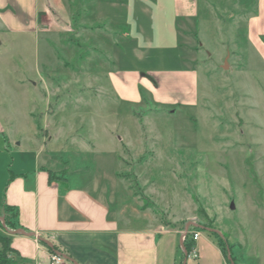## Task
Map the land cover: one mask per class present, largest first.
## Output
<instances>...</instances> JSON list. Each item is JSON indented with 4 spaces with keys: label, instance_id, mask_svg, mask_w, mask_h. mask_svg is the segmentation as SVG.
<instances>
[{
    "label": "rangeland",
    "instance_id": "rangeland-1",
    "mask_svg": "<svg viewBox=\"0 0 264 264\" xmlns=\"http://www.w3.org/2000/svg\"><path fill=\"white\" fill-rule=\"evenodd\" d=\"M72 2L81 0H63L67 10ZM167 2L161 4L169 8ZM255 3L198 0L193 28L186 35L178 28L180 49L165 46L173 44L170 28L149 23L146 30L154 43L143 46L144 56L129 55L132 59L125 65L163 69L144 79L155 88L164 86V101L153 99L141 82L140 103L123 99L130 95V86L119 93L103 72L94 70L107 59L78 60L79 55L90 56V45L75 44L72 29L80 22L72 15L75 9L66 16L54 12L58 27L46 31L48 24L33 33L26 8H0L1 22L8 25L6 29L0 23V197L12 171L11 160L17 167L24 152L36 153L40 145L44 152L53 150L52 141L42 143V115L50 111L48 103L53 108L57 101L52 90L45 100V87L58 84L63 92L58 95L63 100L60 115L68 122L59 126L58 135L90 140L87 153H74L60 143L64 153L54 163L66 168L72 182L96 174L109 180L110 173H116L160 225L180 230L187 226L184 241L176 239L177 264H264V56L246 39ZM89 23L87 17L85 24ZM110 67L105 63L104 71ZM78 69L90 73V83L76 76ZM183 72L194 74V104L187 103L193 95L192 81L182 77ZM83 83L90 84V92H72V97L64 92ZM75 112L83 118H74ZM4 139L9 148L7 143L2 146ZM112 155H118L114 163L109 161ZM10 216L0 209V236L18 232L6 228L4 219ZM192 233L200 237L187 253ZM16 256L6 255L18 262Z\"/></svg>",
    "mask_w": 264,
    "mask_h": 264
},
{
    "label": "crops",
    "instance_id": "crops-1",
    "mask_svg": "<svg viewBox=\"0 0 264 264\" xmlns=\"http://www.w3.org/2000/svg\"><path fill=\"white\" fill-rule=\"evenodd\" d=\"M16 1L29 12L32 19L30 31L33 33L42 31L41 26L48 24L50 28H45L46 31L54 26L58 27L52 16L54 12L66 16L75 9L72 15L74 14L76 23L80 21L75 29H72L75 44L77 47L81 44L90 45V56L89 53L79 55L78 60L85 62L91 57L107 59L109 62L105 63H110L111 69L104 71V63L95 66L94 70L97 73L103 72L109 84H112L113 89L119 93L125 92L127 86H130V95L126 94L123 99L131 103L141 102L138 93L141 82L146 84L154 96L153 99L164 101L161 98L164 86L160 84L155 88L144 79L147 76L162 74L163 69L144 70L125 65L132 59L129 55L141 56L146 52L143 46L151 47L154 43L146 30L147 25L156 21L163 27L170 28L173 44L165 46L180 49L177 40L178 28H183L186 35L198 18L199 9L198 0H166L167 3L170 2L169 8L161 4L162 0H87L88 5L81 0L79 4L72 2L69 10L65 8L68 4L63 3V0ZM16 1L0 0V8L7 5L17 8L19 5ZM255 4L254 15L246 24V39L255 47L258 54L260 52L264 56V0H256ZM39 14L41 15L38 17ZM87 17L90 19L89 26L85 24ZM1 18V25L7 29L8 25L1 22ZM71 19L73 21V17ZM168 19L170 21H167ZM91 59L90 61H93ZM85 71L78 69L76 76L86 77L90 83V73L86 72L85 75ZM180 74L192 81L190 82L193 95L187 103L194 104L196 99L194 74L191 72ZM89 83H83L82 87L73 91L64 92L70 97L72 92H90ZM71 85L75 84L69 86ZM45 89L47 90L44 94L45 100L50 98L49 91L57 92L54 95L57 99L55 106L51 108L48 103L47 109L50 111H45L42 115L43 129L46 131L42 143L52 141L53 150L44 152L43 146L40 145L36 153L24 152L20 155L23 161L17 167H14V160H11L12 171L5 191L0 197V209L7 205L18 211L17 222L20 229L16 234L10 235L11 248L17 252L18 259L14 264H48L50 255L58 253L50 252L43 247L36 237L49 242L51 246L54 245L62 253L63 264H177L176 239L180 240L181 233L188 229L187 226L180 230L172 225H160L155 217L144 212L143 205L137 200L127 181L119 180L116 173H110L109 180L96 174L86 181L80 178L82 182L74 183L68 178L66 168L54 163L58 162L60 155L64 153L61 141H64L63 145H67L74 153L80 151L87 153L90 148L87 142L90 140L68 137L64 135V130L58 135L59 126L68 124L60 115L63 100H59L58 95L62 90L58 84L46 86ZM98 89L100 91L102 87L99 86L97 91ZM80 107L76 106V109L79 110ZM72 115L76 119L83 118V114L79 112ZM50 133H53L51 137ZM1 143L3 147H6L7 143L6 148H9V143L5 139ZM74 146L82 148L76 150ZM117 156L109 161L116 162ZM27 162V166L22 165ZM49 174H54L51 182ZM30 234H34L35 237ZM199 237L193 241L195 246Z\"/></svg>",
    "mask_w": 264,
    "mask_h": 264
},
{
    "label": "trees",
    "instance_id": "trees-1",
    "mask_svg": "<svg viewBox=\"0 0 264 264\" xmlns=\"http://www.w3.org/2000/svg\"><path fill=\"white\" fill-rule=\"evenodd\" d=\"M41 14L38 15V17L40 16ZM39 20V18H38ZM49 181L51 182L54 174H49ZM2 209L8 211L11 216L10 218H6L4 219V223L6 225V228L8 230H11V231H15V230H18L20 229L19 225H18V222H17V215H18V211L16 208L14 207H10V206H7V205H3L2 206ZM43 247L47 248L48 250H50V252H58L60 255H62L61 252H59L57 250V248L52 245L51 247H48L44 242L40 241L39 242ZM194 246V243L193 241L191 240V242L185 246V251L187 253L190 252L191 248ZM7 254H16L17 255V252L11 248V240H10V236H0V264H14V261L12 260H9L6 255Z\"/></svg>",
    "mask_w": 264,
    "mask_h": 264
},
{
    "label": "built area",
    "instance_id": "built-area-1",
    "mask_svg": "<svg viewBox=\"0 0 264 264\" xmlns=\"http://www.w3.org/2000/svg\"><path fill=\"white\" fill-rule=\"evenodd\" d=\"M186 235H187V231H185V233L181 236V239H180L181 242L184 241V238L186 237ZM198 237H199V233L190 234V238L192 241H195ZM63 262H64V260H63L62 255H60L59 253H53L50 255V259H49L48 264H63Z\"/></svg>",
    "mask_w": 264,
    "mask_h": 264
},
{
    "label": "water",
    "instance_id": "water-1",
    "mask_svg": "<svg viewBox=\"0 0 264 264\" xmlns=\"http://www.w3.org/2000/svg\"><path fill=\"white\" fill-rule=\"evenodd\" d=\"M222 69L223 70H226L227 69V63H226V61L224 62V65L222 66ZM230 208L231 209H233V205L231 204V206H230ZM186 231H187V229H186ZM13 233H16V232H13ZM31 236H35L34 234H30ZM40 241H42V242H44L46 245H48L49 247H51V244L49 243V242H47V241H45V240H43V239H40V238H38ZM185 263V262H184ZM183 263V264H184Z\"/></svg>",
    "mask_w": 264,
    "mask_h": 264
}]
</instances>
